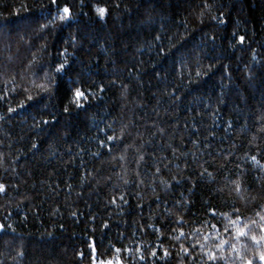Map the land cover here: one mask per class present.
<instances>
[{
  "label": "trees",
  "instance_id": "trees-1",
  "mask_svg": "<svg viewBox=\"0 0 264 264\" xmlns=\"http://www.w3.org/2000/svg\"><path fill=\"white\" fill-rule=\"evenodd\" d=\"M262 165L264 0H0V264H260Z\"/></svg>",
  "mask_w": 264,
  "mask_h": 264
},
{
  "label": "snow or ice",
  "instance_id": "snow-or-ice-1",
  "mask_svg": "<svg viewBox=\"0 0 264 264\" xmlns=\"http://www.w3.org/2000/svg\"><path fill=\"white\" fill-rule=\"evenodd\" d=\"M52 5H56L57 4V0H51ZM117 7H119V5H116ZM57 11L59 13V19L64 21L67 19L71 18V12L68 6H64L63 8H59L57 6ZM96 12L98 14V16L100 17V19H104L106 13H107V9L105 7H96ZM223 22V21H221ZM244 36H240L239 37V41L241 43L244 42ZM66 51V50H65ZM67 60L65 59L63 62L57 64L56 66V72L57 73H64L67 71ZM197 75L199 76L200 73L197 72ZM75 82H73L74 84ZM38 88H40L41 90L47 91L48 87L47 84L45 83H41L39 85H37ZM68 93L70 95V99H69V103L65 105L63 111L65 113H69L70 112V105L71 104H75L76 108H82L83 104L81 103V101L83 100H87V96L85 95V93L78 87H71L69 86L68 88ZM28 100H32L33 97L31 95H29L27 97ZM21 107H23L24 105L21 104ZM9 111H14V109L9 108ZM45 124H48L49 121L45 120L44 121ZM108 140H112L113 137L112 136H108L107 137ZM104 142L101 141V144H103ZM251 159L257 163H259V161L256 160V157L253 156L251 157ZM262 167H264V165H262ZM5 190L4 185L0 184V192H3ZM237 191H239V185L237 184ZM234 211L236 213H239V209H234ZM212 214L215 216V210H212ZM257 215L259 216V221L256 220H251V221H246V222H241V217L240 215H236L235 219H231L230 217L228 218V222L229 224L232 226V239L237 241V242H241V238H244L245 240L250 239L252 241V243L255 246V252H256V256L258 257V260L260 262V264H264V215H261L260 213H257ZM179 222H184L183 218H181V221ZM207 223V222H205ZM8 227H11V225H9ZM211 227L213 229H216V225L213 224L211 225ZM257 228L259 230V233L257 234ZM5 229V225L0 224V231H3ZM14 231V229H13ZM225 232L229 231L228 226H225L224 228ZM192 235L196 238V243H199V237L203 236V239L205 241L209 240V235H205L203 233H200L199 229H196ZM217 239V242L214 244L213 248H208L207 244H200V248L201 250H205L207 249V251H204V256H206L207 261H211L212 264H219L220 261H224L225 264H227L228 262V257L225 255V250L227 248V250L229 252L235 253L236 256H238L240 258L241 261H243V264H254V259L253 258H248L244 255H241L240 250L237 248V244L236 243H229V240L227 239H223V238H219V230L217 229L215 232ZM186 234L184 233V231L181 229L180 233L178 236L174 237L177 240H180L182 237H185ZM193 248L196 247V244L192 245ZM241 247L248 250V245L246 243H242L241 242ZM117 252L120 251V249H116ZM139 251V250H138ZM183 251L185 254L188 253V248H183ZM156 253L153 252L152 255H155ZM165 256H167L169 253L167 252V250H165ZM141 259H144L143 256L140 257ZM101 264H104L103 261H101ZM107 264H112L111 261H108Z\"/></svg>",
  "mask_w": 264,
  "mask_h": 264
},
{
  "label": "water",
  "instance_id": "water-1",
  "mask_svg": "<svg viewBox=\"0 0 264 264\" xmlns=\"http://www.w3.org/2000/svg\"><path fill=\"white\" fill-rule=\"evenodd\" d=\"M93 261L95 262V259L93 258Z\"/></svg>",
  "mask_w": 264,
  "mask_h": 264
}]
</instances>
